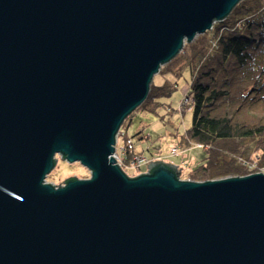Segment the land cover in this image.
Masks as SVG:
<instances>
[{"label":"water","instance_id":"obj_1","mask_svg":"<svg viewBox=\"0 0 264 264\" xmlns=\"http://www.w3.org/2000/svg\"><path fill=\"white\" fill-rule=\"evenodd\" d=\"M243 0H0V264H264V174L113 156L162 66ZM91 179L46 183L58 159Z\"/></svg>","mask_w":264,"mask_h":264},{"label":"trees","instance_id":"obj_2","mask_svg":"<svg viewBox=\"0 0 264 264\" xmlns=\"http://www.w3.org/2000/svg\"><path fill=\"white\" fill-rule=\"evenodd\" d=\"M181 56L188 64L182 72H173L176 81L183 77L184 71L190 73L194 120L188 137L190 141L212 150L189 179L204 183L249 175L242 162L239 163V158L251 157L257 151L263 152L264 157V125L239 120L238 115L241 111L246 114L254 110L256 105L264 106V0L240 2L224 22L214 26L212 32L190 46L187 44ZM172 64H176V59ZM247 71L251 73L245 76ZM236 78L239 82L234 81ZM153 85L142 105L147 108L146 113L159 109L157 96L169 94L172 86L178 87L175 82L166 88ZM249 85L251 90L244 93V88ZM224 103L232 104L223 106ZM131 116L123 124L118 138L123 140L126 162L136 155L131 142L140 140L138 134L128 136L127 121ZM250 140H256V143L242 148L241 143L246 147V141ZM226 145L237 146V153L225 151L226 156H223L215 152H223Z\"/></svg>","mask_w":264,"mask_h":264},{"label":"rangeland","instance_id":"obj_3","mask_svg":"<svg viewBox=\"0 0 264 264\" xmlns=\"http://www.w3.org/2000/svg\"><path fill=\"white\" fill-rule=\"evenodd\" d=\"M222 22L216 24H221ZM212 31L213 30L209 31V33ZM206 34H208V32ZM204 35H198L191 43L186 42L183 50L187 44H189V46L194 44ZM180 54L177 57H180ZM177 57L176 64H172L174 59L172 62L162 66L159 74L155 76L152 85L154 84L153 86L157 88H166L167 85H171L175 82L178 84V87L174 88V86H172L173 90L169 94L157 96L156 100L160 105L159 109L151 110L146 113L145 111H147V108H143L142 106L140 109L136 110L127 121V127L129 126L128 136L133 137V135L138 134L140 138V140H136V143L130 141L134 145L136 155H141L148 160L150 159V164L142 167V169L129 168L131 167L130 164L132 159L126 162V157L122 150L123 140L121 139L117 142L116 152L118 155L123 156L124 163H127L126 165H122V169L130 178L145 175L149 172L151 165L162 163L164 165L176 167L177 172L181 173V180L192 183L194 181L189 179V175L202 164L204 157L207 156L209 151H212L211 149L204 148L189 140L188 132L192 128L194 120L190 73L189 71H184L183 77L176 81L175 72L173 71H176V74H178L182 72L188 64L182 60V56L178 60ZM250 73L251 71H247L245 76L248 74L250 75ZM234 81L239 82L238 78ZM245 81L249 82V80ZM154 89L153 87L152 90ZM244 89V93H246L248 90H251V86H246ZM231 104L232 103H224L223 106H230ZM238 119L254 125H264V106L260 107L256 105L254 110L246 112V114H244V111H241L239 112ZM246 142V147L241 143L243 145L242 148H248L254 145L256 140ZM236 147L237 146L226 145L222 148L224 149L223 152L217 150H215V152L223 156H226L225 151L229 154H236ZM174 150H176L177 153H174ZM262 154L263 152L257 151L251 157L239 158V163L241 161V164H243L242 167L249 172L247 176L264 174V157H262ZM57 159L58 163L55 169L46 178V183L60 187L70 179H91V171L82 164H69L62 159L61 156H57Z\"/></svg>","mask_w":264,"mask_h":264},{"label":"built area","instance_id":"obj_4","mask_svg":"<svg viewBox=\"0 0 264 264\" xmlns=\"http://www.w3.org/2000/svg\"><path fill=\"white\" fill-rule=\"evenodd\" d=\"M174 153H177L176 150L173 151ZM125 155V153H124ZM113 158L115 159V161L117 162V164L122 168V165H126L123 161V156L118 155L117 152L116 154L113 156ZM150 159L148 160L147 158L141 156V155H135L132 158V162L130 164L131 167L129 168H138V169H142V167L147 166L148 164H150ZM128 166V165H127Z\"/></svg>","mask_w":264,"mask_h":264}]
</instances>
